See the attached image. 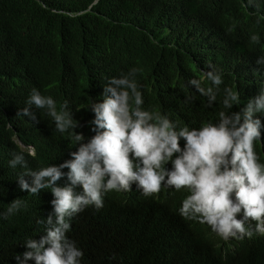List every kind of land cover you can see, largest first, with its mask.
Masks as SVG:
<instances>
[{
    "label": "trees",
    "instance_id": "trees-1",
    "mask_svg": "<svg viewBox=\"0 0 264 264\" xmlns=\"http://www.w3.org/2000/svg\"><path fill=\"white\" fill-rule=\"evenodd\" d=\"M260 57L264 0H0V264H17L25 241L44 234L37 219L53 212L50 189L38 196L19 189L23 169L9 167L12 154H23L38 170L75 150L45 110L33 107L35 119L18 114L33 88L52 97L58 110L66 100L82 125L76 131L88 138L90 99L102 102L107 81L136 68L145 110L167 115L178 128H199L218 120L226 88L239 91L241 108L264 90ZM209 65L223 79L212 107L189 85L197 79L214 87L205 76ZM255 150L264 164V142ZM186 195L162 187L146 198L135 185L107 193L102 209L89 206L70 218L67 237L84 253L81 264H264V235L221 239L178 214ZM17 198L25 206L7 215Z\"/></svg>",
    "mask_w": 264,
    "mask_h": 264
},
{
    "label": "clouds",
    "instance_id": "clouds-1",
    "mask_svg": "<svg viewBox=\"0 0 264 264\" xmlns=\"http://www.w3.org/2000/svg\"><path fill=\"white\" fill-rule=\"evenodd\" d=\"M251 40L259 42V37L253 35ZM256 63L264 65V57ZM209 68L205 76L214 87L204 88L197 79L189 85L212 107L223 79L215 66ZM138 71L133 68L110 78L103 86L102 102L90 99L88 111L94 118L87 122L93 133L88 138L76 131L82 125L73 118L66 100L58 110L52 97L31 90L18 114L35 119L33 107L45 110L55 130L71 136L75 150L63 163L38 170L29 167L23 154H12L9 167L23 169L17 177L19 189L36 196L50 189L53 197V212L36 221L45 226L44 234L25 241V250L15 257L17 264H81L84 253L67 237L70 218L89 206L102 209L105 194L130 192L133 185L146 198L162 187L186 190L178 214L206 224L223 240L264 235V164L255 150L258 141L264 142V124L258 115L264 114V90L241 108L239 91L226 88L224 110L215 123L178 128L167 115L143 108V93L135 79ZM234 107L239 110L233 111ZM21 147L34 155L30 146ZM23 206L22 200L14 199L7 215Z\"/></svg>",
    "mask_w": 264,
    "mask_h": 264
}]
</instances>
